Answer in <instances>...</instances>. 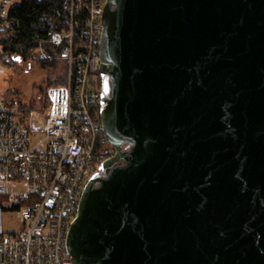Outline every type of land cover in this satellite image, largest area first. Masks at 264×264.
Here are the masks:
<instances>
[{
    "label": "water",
    "instance_id": "95a60500",
    "mask_svg": "<svg viewBox=\"0 0 264 264\" xmlns=\"http://www.w3.org/2000/svg\"><path fill=\"white\" fill-rule=\"evenodd\" d=\"M102 26L114 154L72 264H264V0H107Z\"/></svg>",
    "mask_w": 264,
    "mask_h": 264
},
{
    "label": "built area",
    "instance_id": "2783aa9c",
    "mask_svg": "<svg viewBox=\"0 0 264 264\" xmlns=\"http://www.w3.org/2000/svg\"><path fill=\"white\" fill-rule=\"evenodd\" d=\"M106 3L49 0L39 23L46 34L36 37L52 47L35 59L58 58L68 71L65 84L47 88V111L23 112L0 92V264H72L67 235L84 187L114 154L97 81ZM14 5L0 0V33L19 22ZM6 54L7 64L13 57ZM12 219L20 220L17 229L5 227Z\"/></svg>",
    "mask_w": 264,
    "mask_h": 264
},
{
    "label": "trees",
    "instance_id": "16d2710c",
    "mask_svg": "<svg viewBox=\"0 0 264 264\" xmlns=\"http://www.w3.org/2000/svg\"><path fill=\"white\" fill-rule=\"evenodd\" d=\"M49 0H21L20 4L14 5L11 8V15L15 16L19 22L10 27L6 33H0V61L7 56V52L12 56L13 61L9 62L10 65H18L25 61L35 59L36 53L40 48L50 51L52 46L41 44L36 37L38 34H46L39 28L40 17L43 12L48 10ZM20 58V61L14 59ZM42 68H55L58 65L62 66L63 72L54 80L46 83L43 88V102L38 106L30 102L16 101L10 99L5 95L7 100L19 103L23 112H29L35 108L41 111H47L50 106V101L47 97V88L50 85H61L67 82L68 65L65 61L55 58L51 61L36 60ZM97 81L99 87H102V79L97 73Z\"/></svg>",
    "mask_w": 264,
    "mask_h": 264
},
{
    "label": "rangeland",
    "instance_id": "374dc122",
    "mask_svg": "<svg viewBox=\"0 0 264 264\" xmlns=\"http://www.w3.org/2000/svg\"><path fill=\"white\" fill-rule=\"evenodd\" d=\"M20 4L21 0H12ZM63 72L62 66L42 68L36 59L18 65H10L0 61V92L16 101L30 102L35 106L43 102V88ZM90 175V174H89ZM89 177L86 178V181ZM7 229H17L19 219L4 222Z\"/></svg>",
    "mask_w": 264,
    "mask_h": 264
}]
</instances>
